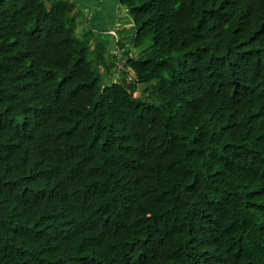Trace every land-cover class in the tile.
Returning a JSON list of instances; mask_svg holds the SVG:
<instances>
[{
    "label": "trees",
    "instance_id": "16d2710c",
    "mask_svg": "<svg viewBox=\"0 0 264 264\" xmlns=\"http://www.w3.org/2000/svg\"><path fill=\"white\" fill-rule=\"evenodd\" d=\"M119 3L0 0V264H264V0Z\"/></svg>",
    "mask_w": 264,
    "mask_h": 264
},
{
    "label": "crops",
    "instance_id": "0c3cea01",
    "mask_svg": "<svg viewBox=\"0 0 264 264\" xmlns=\"http://www.w3.org/2000/svg\"><path fill=\"white\" fill-rule=\"evenodd\" d=\"M77 3V8L81 9L83 6H86L88 3H92L91 5L95 6V4L97 3V5H104V7H102L100 10H95L93 8L90 9V13H89V22L91 21V23H98L99 25H110L107 28H104L105 32L109 29H117L121 26H119L120 21H119V16L117 15V9H118V3L119 0H74ZM92 6V7H93ZM126 14V12L124 13ZM127 15V14H126ZM88 23V26L94 28V26ZM131 24V21H130ZM124 28H126V26H123ZM97 29V28H95ZM98 30H101V28L99 27ZM105 34V33H104ZM106 40H108L109 42V49L110 51H114L115 49V38H113L111 35L105 36Z\"/></svg>",
    "mask_w": 264,
    "mask_h": 264
},
{
    "label": "rangeland",
    "instance_id": "374dc122",
    "mask_svg": "<svg viewBox=\"0 0 264 264\" xmlns=\"http://www.w3.org/2000/svg\"><path fill=\"white\" fill-rule=\"evenodd\" d=\"M91 4L92 3H88L86 6H83L81 8L82 9L83 16H89V13H90V9L91 8H93V9L96 8L95 10H100L102 7H104V5L103 6L102 5H99V4L97 5V3L95 4V6H93L94 4L93 5H91ZM124 13H125L124 7L120 3H118L117 15L119 16V21H120L119 26H126V31H127V28L130 25V18H129V16H127ZM81 18L82 17H80V19ZM89 23H91V21ZM91 24L94 26L93 29H95V28L99 29V27H100L101 30H98V31L99 32H102L104 36H107V34H108V35H111L113 38H116L112 34L109 33L111 31V29L107 30L106 32L104 30V28H107L110 25H108V26L107 25H99L98 23H91ZM97 29H95V30L97 31ZM115 78H116V76H109L106 73L103 74V81H104V83H110ZM158 81H159V78H156L154 82L155 83H158Z\"/></svg>",
    "mask_w": 264,
    "mask_h": 264
},
{
    "label": "built area",
    "instance_id": "2783aa9c",
    "mask_svg": "<svg viewBox=\"0 0 264 264\" xmlns=\"http://www.w3.org/2000/svg\"><path fill=\"white\" fill-rule=\"evenodd\" d=\"M109 33L112 34L114 37H116V30L115 29H111V31Z\"/></svg>",
    "mask_w": 264,
    "mask_h": 264
}]
</instances>
